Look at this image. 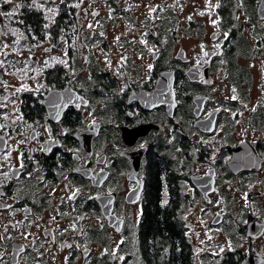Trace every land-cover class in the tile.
I'll return each mask as SVG.
<instances>
[{"label":"flooded vegetation","instance_id":"flooded-vegetation-1","mask_svg":"<svg viewBox=\"0 0 264 264\" xmlns=\"http://www.w3.org/2000/svg\"><path fill=\"white\" fill-rule=\"evenodd\" d=\"M233 1L210 30L202 0H58L48 29L0 2V264H264V18Z\"/></svg>","mask_w":264,"mask_h":264},{"label":"snow or ice","instance_id":"snow-or-ice-1","mask_svg":"<svg viewBox=\"0 0 264 264\" xmlns=\"http://www.w3.org/2000/svg\"><path fill=\"white\" fill-rule=\"evenodd\" d=\"M0 2H3V3H11L12 0H0ZM55 3H56V0H31V3L28 4V5H20V4H17L16 5V9H19L21 7H28L30 10H32V9H35V10H44L46 12V15L44 16V19L45 20H48L50 23H45L43 25V27H44V29H48L50 27V24H54L55 23V17L58 14V6H56V7H47V8L45 6L48 5V4L55 5ZM60 3L61 4H65L67 8H73V7L74 8H79L80 7V3H82V0H80V3H74V4H67L66 3V0H60ZM217 7H219V5H217ZM16 9H13V11H11V12L0 13V15H4V16H7V17H12L13 15H15ZM155 10H156L155 8L151 9V11H153V12ZM200 15H204V13L202 12V13H200ZM189 19H191V17H189ZM19 23L22 24L23 21H19ZM212 23H213V25H218L219 20L218 19L217 20H213ZM88 26L91 28L92 27V24L89 23ZM28 30H29V32H31V28L30 27H29ZM12 31H13V34L14 35H17V40L14 41V43H17L18 44L19 41H20V39H26L27 38V37L24 36L23 33H20L17 30H12ZM61 31H63V30L61 29ZM100 35H104V34L101 32ZM224 35L227 37V33H225ZM33 39H35V36H33ZM61 39H63V37H61ZM116 39L119 40V37H117ZM3 47L4 48H8L9 45L8 44H4ZM217 47H219V45H217ZM12 50L15 51L16 49L13 48ZM45 51H47V49ZM4 54L6 55V53H4ZM65 55H67V53H65ZM205 55H208V53H205ZM123 59H126V58H123ZM57 62L60 63V64H63L65 67H67V61L66 60L60 59ZM2 65H3V61H0V66H2ZM148 67L151 68L152 65H149ZM20 90L21 89H17V91H20ZM233 91H235V90H233ZM233 99H236V97L233 96ZM0 127H3V125H0ZM2 139L3 138L0 137V140H2ZM22 155L23 154L21 153V156ZM23 167H24V165L21 162L20 168L22 169ZM4 175L7 176V173H5ZM29 175H31V174H29ZM75 195H76V193H73V196H75ZM245 198H247V194H245ZM0 206L10 207V206H7V205H0ZM53 219H55V217H53ZM121 243H123V241H121ZM120 259L123 260L124 257L121 256Z\"/></svg>","mask_w":264,"mask_h":264},{"label":"rangeland","instance_id":"rangeland-1","mask_svg":"<svg viewBox=\"0 0 264 264\" xmlns=\"http://www.w3.org/2000/svg\"><path fill=\"white\" fill-rule=\"evenodd\" d=\"M58 1V0H56ZM210 0H202V7H191L189 16L191 17V22L192 23H203L207 24V28L205 30H210L212 28L213 23L209 21V19L216 20L215 14H212L209 10V3ZM242 1H247V0H242ZM120 2H123V0H120ZM224 6H235L233 0H222ZM154 2H150V6H153ZM172 6V0H170V7ZM172 8V7H171ZM188 9L185 11V9H182L181 12H176L177 16L181 19L182 22H184L185 19V14H187ZM204 13V15H200V13ZM185 15V16H184ZM173 14L170 9V20L172 18ZM211 25V27L209 26ZM240 51L243 54H250L251 49L250 47L245 43L244 46L241 45ZM232 64H229V67H231ZM232 68V67H231ZM243 114V112H242ZM191 224V223H190Z\"/></svg>","mask_w":264,"mask_h":264},{"label":"water","instance_id":"water-1","mask_svg":"<svg viewBox=\"0 0 264 264\" xmlns=\"http://www.w3.org/2000/svg\"><path fill=\"white\" fill-rule=\"evenodd\" d=\"M258 15L261 17V18H264V0H261L260 3H259V6H258ZM220 35V32H216L214 34V38H217L218 36ZM172 91H173V87L171 88ZM174 102H175V99H174ZM171 103V102H170Z\"/></svg>","mask_w":264,"mask_h":264},{"label":"bare ground","instance_id":"bare-ground-1","mask_svg":"<svg viewBox=\"0 0 264 264\" xmlns=\"http://www.w3.org/2000/svg\"><path fill=\"white\" fill-rule=\"evenodd\" d=\"M240 154L238 153V149L235 151V157H234V160L237 158L238 159V156H239ZM239 158H240V156H239ZM231 165H233V162L231 163Z\"/></svg>","mask_w":264,"mask_h":264},{"label":"trees","instance_id":"trees-1","mask_svg":"<svg viewBox=\"0 0 264 264\" xmlns=\"http://www.w3.org/2000/svg\"><path fill=\"white\" fill-rule=\"evenodd\" d=\"M229 14V15H228ZM228 14H225V12H224V14H223V18L225 19L226 17L227 18H229V16H231V13H228Z\"/></svg>","mask_w":264,"mask_h":264}]
</instances>
